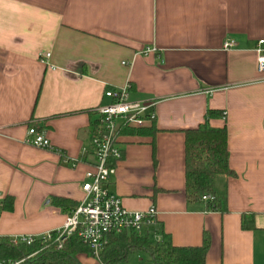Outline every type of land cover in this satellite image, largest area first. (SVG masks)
Here are the masks:
<instances>
[{
  "label": "crops",
  "instance_id": "1",
  "mask_svg": "<svg viewBox=\"0 0 264 264\" xmlns=\"http://www.w3.org/2000/svg\"><path fill=\"white\" fill-rule=\"evenodd\" d=\"M228 39L236 46L226 50ZM260 40L264 0H0V205L14 198L12 211L0 210V236L63 228L75 209L54 200L77 207L84 199L93 111L110 102L107 89L130 85L132 99L156 102V121L144 129L157 132L121 136L110 192L130 211L156 207L145 229L154 242L166 233L176 246L197 247L207 232L206 264H264ZM209 109L225 112L210 124L227 126L236 173L224 214L189 206L185 194L184 131ZM30 127L53 149L27 144ZM250 215L254 228L245 229Z\"/></svg>",
  "mask_w": 264,
  "mask_h": 264
},
{
  "label": "trees",
  "instance_id": "2",
  "mask_svg": "<svg viewBox=\"0 0 264 264\" xmlns=\"http://www.w3.org/2000/svg\"><path fill=\"white\" fill-rule=\"evenodd\" d=\"M216 118H225V112L209 109L204 123L184 131L185 194L189 206L224 214L228 212V180L235 177L236 173L229 164L228 128L213 127L210 120ZM98 122L97 118L93 123L91 137ZM156 132L155 127L149 130L126 128L120 135ZM122 157L121 150L119 158H109L108 166L116 167ZM207 196L210 198L204 199ZM54 203L69 211L76 208V205L64 198L55 199ZM13 207L14 198L7 196L0 210L12 211ZM243 226L245 229H253L254 216H244ZM51 235V240L38 238L30 245L11 237L0 236V264H83L79 256L90 254L77 234L65 239L62 247L55 240L57 231L51 232ZM210 246L211 237L207 232L204 233L202 245L192 247L176 246L166 233H161L160 239L154 242L149 231H125L108 235V242L97 264H117L138 250L146 252L152 264H206Z\"/></svg>",
  "mask_w": 264,
  "mask_h": 264
},
{
  "label": "built area",
  "instance_id": "3",
  "mask_svg": "<svg viewBox=\"0 0 264 264\" xmlns=\"http://www.w3.org/2000/svg\"><path fill=\"white\" fill-rule=\"evenodd\" d=\"M263 44L264 40H260L256 48L257 70L260 73H264ZM235 46V41L228 39L223 47L229 50ZM50 56L51 53H46L41 55V59L48 64ZM105 96L110 102L94 109L93 112L99 122L90 139L89 148L83 149L84 155L93 158V166L86 173V180L82 185L84 199L67 217L63 228L57 231L55 239L59 247H62L65 239L77 234L98 263L108 242V235L125 231L142 233L156 222L158 215L155 206L146 211L126 209L121 198L110 192L108 188L110 178L116 173V167L108 166L109 158L121 156L120 132L126 128L142 129L152 126L156 121L154 112L156 102L132 99L130 85L109 88ZM26 142L37 148L53 149L45 133L36 127L28 129ZM209 198V196L204 197V199ZM38 238L51 240L52 235L48 233L39 237L22 236L13 239L30 245Z\"/></svg>",
  "mask_w": 264,
  "mask_h": 264
},
{
  "label": "rangeland",
  "instance_id": "4",
  "mask_svg": "<svg viewBox=\"0 0 264 264\" xmlns=\"http://www.w3.org/2000/svg\"><path fill=\"white\" fill-rule=\"evenodd\" d=\"M121 264H151V260L145 252H135L129 256L128 261Z\"/></svg>",
  "mask_w": 264,
  "mask_h": 264
}]
</instances>
